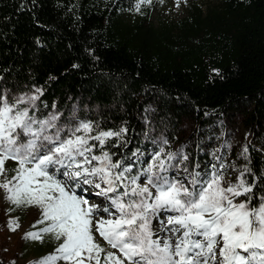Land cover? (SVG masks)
Masks as SVG:
<instances>
[{
    "label": "snow or ice",
    "instance_id": "6c2138e0",
    "mask_svg": "<svg viewBox=\"0 0 264 264\" xmlns=\"http://www.w3.org/2000/svg\"><path fill=\"white\" fill-rule=\"evenodd\" d=\"M143 3L151 0H139L137 11ZM40 95V88L11 99L0 92V176L7 161L17 165L0 189L11 203L40 210L33 227L46 226L25 239L62 240L38 264H264V196L253 204L255 185L244 178L249 169L236 183L225 182L223 164L206 174L185 165L186 176H170L188 156L160 147L131 175L135 162L114 160L110 151L126 143L127 128L104 130L92 121L58 126V113L35 115ZM88 188L106 203H90L80 194ZM96 234L116 251H106Z\"/></svg>",
    "mask_w": 264,
    "mask_h": 264
},
{
    "label": "trees",
    "instance_id": "16d2710c",
    "mask_svg": "<svg viewBox=\"0 0 264 264\" xmlns=\"http://www.w3.org/2000/svg\"><path fill=\"white\" fill-rule=\"evenodd\" d=\"M191 1L187 16L155 26L154 0L139 11V0H0V87L36 85L45 109L90 98L129 112L134 96L151 94L165 113L201 123L246 103L263 138L264 0H218L206 10ZM110 151L128 159L133 146ZM248 152L244 178L255 185L256 204L264 196V150L250 142Z\"/></svg>",
    "mask_w": 264,
    "mask_h": 264
},
{
    "label": "rangeland",
    "instance_id": "374dc122",
    "mask_svg": "<svg viewBox=\"0 0 264 264\" xmlns=\"http://www.w3.org/2000/svg\"><path fill=\"white\" fill-rule=\"evenodd\" d=\"M154 1L156 7L152 12L151 21L155 26L161 23L177 22L189 14L190 8L194 4L191 0ZM196 4L206 10L216 8L219 2L218 0H198ZM36 88L39 87L33 85L19 90H10L2 85L0 92L11 99L25 93L35 94ZM134 98L138 101V105L129 112L120 111L112 106L100 105L92 102L90 98H77L73 101L67 99L65 104L52 105L49 109L42 108L40 101L37 100L38 111L35 115L37 118H44L52 113H58L60 115V119L57 121L58 126L61 124L71 125L79 121H92L98 122L104 130L127 128L128 131L124 136L126 143L121 144L132 145L133 153H137V155L125 159L126 162L123 161L124 164L135 162L131 175L141 170L149 162L152 154L163 147L165 154L168 152L177 153L182 150L183 154L188 156V160L180 163L179 167L170 169V176H175L177 173L181 177L186 176L187 173L183 171L185 165L189 172L195 169L201 174H206L213 170V165L220 168L223 164L225 167L221 171L224 173L225 182L236 183L237 177L248 167L249 143L251 142L264 150V137L260 138V133L254 132L251 106L246 103L235 105L226 114L215 120L201 123L192 115L165 113L160 107L161 97L147 94L145 96L136 95ZM20 107H24V105ZM125 113L126 115H124ZM118 115H122L124 118L116 117ZM130 128L133 132L132 141L127 137ZM164 140L168 142L166 145L163 143ZM245 148H247V152L244 151ZM171 163L175 164L176 161ZM16 167L15 162L7 161L5 164L7 171L4 176H0V183L5 179H11L15 174L12 170ZM140 183L141 185L144 183L143 176H141ZM96 191L98 190L88 188L87 191L80 194L89 199L90 203L103 206L106 203L105 198L96 196ZM5 196V191L0 189V258L10 264H38L42 258L53 253L62 240H56L52 234H44L42 241L25 239L27 233L39 231L46 226L41 224L36 228L33 227V224L40 218V210L27 205L17 206L6 200ZM238 199L243 201L242 197ZM102 215L106 216V214ZM163 215L161 213V216ZM12 221L16 223L11 224ZM152 227L159 236L165 235L163 232L157 231L160 225L156 219H153ZM13 228L15 231L12 230ZM96 236L97 242L106 251H116L109 248L98 234ZM103 255L102 253V258Z\"/></svg>",
    "mask_w": 264,
    "mask_h": 264
},
{
    "label": "bare ground",
    "instance_id": "6f19581e",
    "mask_svg": "<svg viewBox=\"0 0 264 264\" xmlns=\"http://www.w3.org/2000/svg\"><path fill=\"white\" fill-rule=\"evenodd\" d=\"M158 231V230H157Z\"/></svg>",
    "mask_w": 264,
    "mask_h": 264
}]
</instances>
